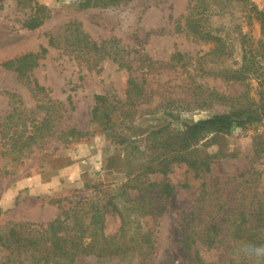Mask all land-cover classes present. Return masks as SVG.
<instances>
[{"label": "rangeland", "instance_id": "obj_1", "mask_svg": "<svg viewBox=\"0 0 264 264\" xmlns=\"http://www.w3.org/2000/svg\"><path fill=\"white\" fill-rule=\"evenodd\" d=\"M33 1L44 6L48 14L34 30L22 27L34 13L31 3L0 1V124L11 111L10 96L19 99L13 105L21 117L34 120L26 134L35 120L44 116L36 109V97L28 88L32 84L1 66L4 61L28 53L37 55L35 66L26 75L56 102L58 113L54 117V135L35 131L34 141L22 153L9 138L13 128L6 137L0 132V226L19 221L46 223L66 209L70 201L109 198L129 220L131 233L152 234L154 252L148 257L152 264H187L186 251L179 243V224L192 211L201 183L210 186L216 178L254 172L244 187L264 195V152H254V138L264 131V120L256 127H233L227 133L201 139L193 148L202 155H215L208 174L194 178L186 164L174 163L165 176L145 171L142 181L158 187L144 188L133 177L141 174L146 165L160 160L162 150L173 145L184 130L183 124L206 119L224 109L215 105L211 109L177 111L179 100L192 101V85L185 74L170 65L172 51L202 56L212 49L210 43L195 41L175 29V21L187 13L188 0ZM249 1L264 10V0ZM218 8L208 6L204 25L223 39L231 54L217 63L203 62L210 69L204 75L195 72V80L216 91L235 94L241 87L227 84L217 73L239 67L241 35L258 40L260 28L241 5L233 3L222 11ZM84 40L89 50L82 52L80 44ZM91 42L111 57L93 51ZM114 55L123 66L112 59ZM129 78L146 81L149 98L137 109L142 112L130 124L115 123L107 129L90 125L94 95L110 94L124 102ZM252 84L255 87V82ZM250 94L255 96L253 90ZM168 102H173L172 107L165 109ZM170 112L172 116H166ZM69 128L88 134L83 139L64 142L62 132ZM74 173L76 178L71 177ZM128 180L136 187L121 188ZM20 182L25 183L19 187ZM163 182L175 189L170 198L159 194ZM183 184L187 187L181 188ZM8 190L12 192L9 195ZM128 205L143 210L128 212ZM108 209L103 231L111 236L118 231L120 218ZM201 255L208 262L220 257L219 252ZM137 263L134 255L132 264Z\"/></svg>", "mask_w": 264, "mask_h": 264}, {"label": "trees", "instance_id": "obj_2", "mask_svg": "<svg viewBox=\"0 0 264 264\" xmlns=\"http://www.w3.org/2000/svg\"><path fill=\"white\" fill-rule=\"evenodd\" d=\"M15 1L17 5L27 2L33 5L31 8L34 13L24 22L23 28L34 30L48 18L46 8L37 2ZM233 3L246 9V14L259 24L261 37L253 41L241 35L239 67L223 69L217 73L227 84L241 87L235 94H226L208 88L206 83L197 82L195 79L198 74L195 72L204 75L210 66L206 68L203 62L209 60L213 64L230 56V48L223 39L206 29L204 16L209 5L220 7L218 11H222ZM181 20L183 23H180ZM175 29L195 41L212 45V49L202 56L172 51L170 65L185 74L192 85V101L179 100L177 111L211 109L215 105L224 109L206 119L183 124L184 130L173 145L162 150L160 160L156 164L146 165L141 174L133 177L149 190L158 186L142 181L145 171L158 172L165 176L174 163H184L192 171L194 178H200L210 172L209 166L215 156L202 155L193 148L201 139L209 134L227 133L233 127H256L264 120V10H259L249 0H188L187 13L175 21ZM80 47L82 52L89 50L85 40ZM91 47L93 51L111 57L93 42ZM36 55L28 53L1 63L4 69L16 72L18 77L25 78L27 83L32 84L28 88L36 97V109L44 112V116L37 118L30 132L26 134L27 127L34 120L22 118L13 105L19 99L9 97L12 101L11 111L0 124V132L6 137L10 128H13L9 138L14 141L13 147H18V153H22L34 141L35 131H46L48 136L55 133L54 117L58 113L56 102L45 94L44 88L38 86L34 80H29L26 75L35 66ZM112 57L120 67L123 66L116 55ZM253 82L255 87L252 86ZM145 84L143 78H129L124 102L110 94L94 95L89 124L107 129L115 123H132L136 114L142 112L137 111L138 107L149 98ZM252 90L255 96L250 94ZM67 99L70 103L69 97ZM172 104L173 102H168L164 108L169 109ZM166 116H172L171 112ZM87 134V131L69 128L62 132V139L64 142L80 140ZM163 147L165 146L161 148ZM254 152H264V131L254 138ZM253 175L254 172L216 178L210 186L201 183L192 211L179 224V243L186 251L187 264H264V195L255 188L251 190L244 187L245 183L251 182ZM120 187L136 186L131 185L128 180ZM186 187V184L181 186ZM174 190L168 182L159 186V194L164 198H170ZM126 202L132 204L128 200ZM68 204L66 209L60 210L53 220L46 223L19 221L0 226V264H132L134 255L137 264H152V259L148 258L154 252L152 234L131 233L128 228L129 220L109 198H82ZM108 208L120 218L119 229L111 236H106L103 231ZM125 209L128 212L143 210L133 205ZM203 252H219L220 257L214 262H208L201 255Z\"/></svg>", "mask_w": 264, "mask_h": 264}, {"label": "crops", "instance_id": "obj_3", "mask_svg": "<svg viewBox=\"0 0 264 264\" xmlns=\"http://www.w3.org/2000/svg\"><path fill=\"white\" fill-rule=\"evenodd\" d=\"M65 174H66V175H65ZM64 176H65V178H68V177H69V176H68V173H65V172H64ZM71 177H72V178H76V173H74V175H71ZM21 183H22V184H21ZM24 183H25V182H20V183H18V185H20L19 187H21L22 185H24ZM9 193H12L11 190H8V191H7V194H8V195H9Z\"/></svg>", "mask_w": 264, "mask_h": 264}]
</instances>
